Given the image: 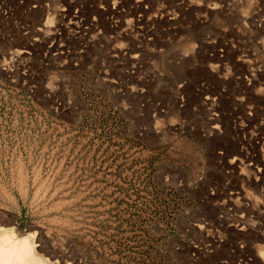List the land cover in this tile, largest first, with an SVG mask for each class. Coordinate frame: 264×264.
<instances>
[{
    "label": "rangeland",
    "instance_id": "obj_1",
    "mask_svg": "<svg viewBox=\"0 0 264 264\" xmlns=\"http://www.w3.org/2000/svg\"><path fill=\"white\" fill-rule=\"evenodd\" d=\"M263 210L264 0H0V221L59 264H264Z\"/></svg>",
    "mask_w": 264,
    "mask_h": 264
},
{
    "label": "clouds",
    "instance_id": "obj_2",
    "mask_svg": "<svg viewBox=\"0 0 264 264\" xmlns=\"http://www.w3.org/2000/svg\"><path fill=\"white\" fill-rule=\"evenodd\" d=\"M6 219V217H5ZM39 227L33 230L19 231L15 223L0 221V264H59L52 257L39 251ZM264 258V253H261Z\"/></svg>",
    "mask_w": 264,
    "mask_h": 264
},
{
    "label": "built area",
    "instance_id": "obj_3",
    "mask_svg": "<svg viewBox=\"0 0 264 264\" xmlns=\"http://www.w3.org/2000/svg\"><path fill=\"white\" fill-rule=\"evenodd\" d=\"M260 171H262V168H260ZM213 193H215V191L213 190ZM264 211V210H263ZM263 211H260L259 214H262ZM238 215L237 217H235V222L232 223V226H235L239 229L242 230H249V229H264V225L262 224L263 222H259L258 219H256L255 215H250V214H245V213H240V214H236Z\"/></svg>",
    "mask_w": 264,
    "mask_h": 264
}]
</instances>
